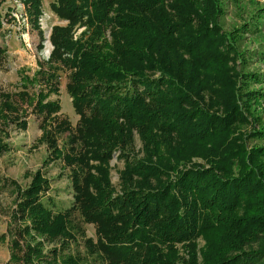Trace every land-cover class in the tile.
Returning <instances> with one entry per match:
<instances>
[{"label": "trees", "instance_id": "1", "mask_svg": "<svg viewBox=\"0 0 264 264\" xmlns=\"http://www.w3.org/2000/svg\"><path fill=\"white\" fill-rule=\"evenodd\" d=\"M24 1L37 19L40 0ZM50 8L67 24L52 27L48 66L28 81L44 78L56 91L57 72H69L78 123L55 122L43 137L71 165L74 202L53 211L40 170L26 186L2 178L14 191L0 234L9 264H264V122L252 109L264 99V75L243 71L251 56L237 44L249 21L225 31L222 0H54ZM250 20L259 32L264 7ZM75 26L85 29L74 38ZM67 130L58 146L55 132ZM114 153L123 161L117 186ZM74 211L95 228L82 251L70 249L77 230L84 236Z\"/></svg>", "mask_w": 264, "mask_h": 264}, {"label": "rangeland", "instance_id": "2", "mask_svg": "<svg viewBox=\"0 0 264 264\" xmlns=\"http://www.w3.org/2000/svg\"><path fill=\"white\" fill-rule=\"evenodd\" d=\"M52 1L54 0H40L41 14L33 19L24 0H0V47L4 49L0 56V234L6 231L10 222L9 212L14 207V191L2 184L4 177L26 186L34 172L40 170L43 177L49 180L50 201L47 198L43 201L53 211L68 208L74 202L69 171L71 165L65 166L60 158H53L54 155L43 137L44 129H50L55 122L66 121L73 130L78 123L79 116L66 91L69 72L65 68L57 72L56 79L52 81L57 92L48 91V86L43 83L44 78L38 80L35 76L33 82L28 81L39 70L40 65L43 69L48 66L47 60L53 47L50 41L52 27L67 24L66 20H61L51 11ZM222 2L225 12L220 17V22L225 31L237 32L243 21H249L247 27L251 30H245L237 44L240 51L251 58L241 68L243 71L264 75V24H258L259 32L250 24L251 15L264 7V0ZM84 29L85 26H75L74 38ZM260 87H264V83L257 84V89ZM41 94L42 98L39 99ZM47 101L57 102L59 109L47 115L46 110L38 106ZM252 109L264 122V99H257ZM44 120L46 123L43 128L41 125ZM68 131L55 132L58 146H64ZM257 143L264 144V139L257 140ZM134 147L135 150L140 147L136 133ZM109 166L110 181L117 186L118 171L123 167V161L118 160L114 153ZM73 217L75 221L80 220L84 236L77 230V243L72 242L70 249L82 251L85 238H95V228L93 224L82 221L78 211L73 212ZM9 245L6 239L0 242V264H9L11 261Z\"/></svg>", "mask_w": 264, "mask_h": 264}]
</instances>
